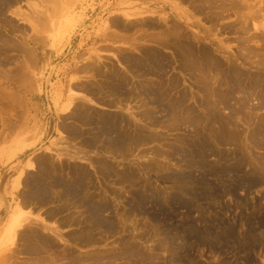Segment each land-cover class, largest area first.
I'll list each match as a JSON object with an SVG mask.
<instances>
[{"label":"rangeland","instance_id":"374dc122","mask_svg":"<svg viewBox=\"0 0 264 264\" xmlns=\"http://www.w3.org/2000/svg\"><path fill=\"white\" fill-rule=\"evenodd\" d=\"M2 1L0 0L1 3ZM248 2L250 7L241 14L231 13L218 21H210L206 13H197L189 3L183 4L182 8L189 6V11L193 9L191 13L195 12V15L189 14V20L177 21L175 15L170 14L169 8L154 4V1L149 3V0H19L13 5L7 3L3 12L0 10V264L50 263H42L36 255L30 251L31 255L27 253V243L20 239L22 233L34 227L53 243V247L44 248L42 245L41 252L46 256L45 260H48L50 254L49 257L54 256L53 258L65 255L67 250L81 259L83 255L95 251L122 253L126 247H135L150 257L151 263L149 261L148 264H264V109L261 87L255 85L260 71L263 76V70L257 68L256 63L263 56L264 0ZM217 3L221 4V1ZM242 15L247 17H244L246 24L243 20L240 21ZM115 17H119L123 26H128L129 29L114 26L112 20ZM167 17L170 23L166 21ZM148 21L155 25L149 27L146 24ZM248 21L251 22L248 24ZM172 24L182 26V33H185L182 38L187 36L194 46L198 45L195 40L199 37L200 45L208 50L210 48L212 55L224 67L230 61L245 72L247 84L250 85L249 94L237 92L231 100L234 106L219 105L218 108L220 110L222 107L220 112L225 117L231 115L230 118L234 120V125L228 128L231 133L235 132L233 138L229 134L224 141L221 142L220 138L218 140L215 136L217 125L215 123L216 126H211L214 125L212 123L200 128L206 133L208 143L204 144L206 140L196 142V132L192 125L185 123L183 127L173 126V119L162 107L149 102L145 95L138 94L131 84V80L135 79L134 81L141 80V83L154 85L161 79L152 73L146 75L147 71L130 68L126 62L118 60L121 50L132 49L137 52L139 45L162 48V51L171 56L170 60L173 59L172 67L168 68L170 71L165 73L164 80L169 83L170 76L178 77L179 74L180 87L188 91V104L195 105L194 97L196 100L201 97L195 80L190 79L191 76L182 72L179 66L175 68L179 63L173 56L174 50L159 45L170 31L171 36L176 37L178 31H172V27L169 30ZM242 24L247 27L249 25L248 33L239 30ZM108 31L117 32L125 38H106ZM155 35L161 37L158 36V39ZM241 35L248 36L249 39V36H254L250 42H244L252 50L243 49L245 46L240 40L244 36ZM169 38L165 41L172 40ZM175 39L177 41V37ZM221 46L226 50H222ZM250 50L253 52L250 53ZM240 51L242 54H249L247 59L251 60L245 62L239 56L242 55ZM29 56L31 59L37 58V62L35 58L30 60ZM95 57L96 64L104 69L103 73L112 74L111 63H114L117 71L130 75V83L126 84L127 88L123 91L130 90V93H137V96L126 95L123 104L119 105L124 107L123 111L127 116L133 117L131 119L135 124L142 128V125L153 121L145 114L148 109L152 111L151 116H159L161 120H165L164 123L151 126L152 133L164 136L162 140L153 139L143 145L139 144L124 154L104 152L109 162L114 164V169L107 172L95 161L101 151L82 147L79 139L73 138V141L61 128L65 120L71 121L70 123L74 121L70 118L74 115L70 110L75 102H82L83 97H89L84 90L73 85L93 80L94 76L102 78L93 70L83 69ZM26 71L27 74L23 73ZM130 85L133 87L130 88ZM175 91L172 90L173 93L177 92ZM93 104L100 112L112 113L115 109L114 106L110 108ZM234 107L237 109L235 114L231 111ZM254 130H262L256 138L251 135ZM182 136L186 137V141ZM64 144L71 148L69 152L72 155L77 154L74 152L77 148L89 150L80 154L79 161H76L85 165L89 173L84 184L88 182L85 192L88 191L86 193L90 196H82L90 197L96 203L109 204V209L103 216L107 220H113L114 232L99 228L89 233L86 225L91 226L90 222L81 223L87 215V207L82 199L68 205V199L64 198L67 202L64 199L60 202L56 197L61 188L53 186L52 174L45 176L38 162L40 158L47 157L50 164L54 161L59 163L65 158L59 154ZM100 169L105 172L101 173ZM35 174L44 175L54 199H58L45 205L33 202L25 205L23 192L27 189L26 180ZM61 175L71 183L75 180L70 179L69 173ZM91 192L93 193L90 194ZM64 203H68L66 207ZM62 204L65 211L63 209L59 213ZM20 212L25 216L17 218ZM49 212H57V215L48 217ZM74 217L76 221L73 222ZM13 218H16V225L10 232L8 228ZM83 233L85 236L93 233L95 243H79L77 237ZM126 260L129 261L125 262ZM126 260L124 256L117 259L116 264H129L132 261L130 258ZM61 261L59 264L67 263L64 259ZM80 262L74 264H83Z\"/></svg>","mask_w":264,"mask_h":264},{"label":"bare ground","instance_id":"6f19581e","mask_svg":"<svg viewBox=\"0 0 264 264\" xmlns=\"http://www.w3.org/2000/svg\"><path fill=\"white\" fill-rule=\"evenodd\" d=\"M17 1H19V0H3L2 3L0 2L1 3L0 10H2V12H3V9L5 8V5L7 3H10L13 5L14 2H17ZM153 1L155 2L154 4H162L165 9L169 8L170 9L169 12H171L170 14L175 15V18L177 21L178 20H184V19L189 20V17H188L189 14L195 15L194 14L195 12L191 13V11L193 12V9L197 10L196 11L197 13H199V12L206 13V17L210 21H215V20L218 21L219 18L225 17L226 15L231 14V13L236 14V15L241 14V12H243L244 9H247L248 4H249V2H248L249 0H217V2L221 1V4L217 3L214 0H179L180 2H175L173 0H149V3L153 2ZM186 3H189L191 5V7L193 6V9L191 11H189V9H188L189 6L187 8H182L183 4H186ZM218 9H220V10H218ZM51 11H53V10H51ZM215 11L217 12V14L215 13ZM164 14H166V13L164 12ZM245 15H242V17L239 16L241 18V19L240 18L239 19H240V21L243 20L246 24L247 20L245 18H247V17ZM190 16H192V15H190ZM255 16H257V13ZM118 18L119 17H115L112 20L113 21L112 24L114 26H117L118 28L124 27L126 29H129L128 26L127 27H125V25L123 26L120 19H118ZM168 19L169 18L167 17V20H166L167 22H168ZM249 22H251V21H248V24H249ZM168 23H170V22H168ZM211 23H213V22H211ZM146 24L149 27L155 25L154 22H151V21L150 22L148 21ZM178 24H180V23H178ZM113 25H112V27H113ZM213 25H214V23H213ZM242 26H243V24H242ZM242 26H240L241 29H239V28L238 29L241 31H245V32H247L249 30V28H248L249 25H248V27L246 25H244L243 27ZM171 27L174 30H172ZM229 27L231 28V26H226V28H229ZM159 29H161V28H159ZM170 29L172 31H178L176 33L177 41H175L176 40L175 35L171 36L172 33L170 31V33H168V34L166 33V35H168V36H166L164 33L166 38H164V40L162 41L163 43H159V42L158 43H159V45L161 44V46L163 48L167 47V48L174 50L173 56L175 55L174 58L176 59V62L179 63V65H177V67L175 66V68H178V66H179V68L182 72L188 73L189 76H191L190 79L193 78L195 80L194 83H196L197 88H198L197 92L200 93L199 96H201V97H199L197 95L196 96L199 97L200 100L198 98H197L198 100H196L194 97V102L196 101L195 102L196 104L193 106L191 104H188V102H187L188 98H189L188 93H187L188 91L187 90L184 91V88L180 87L181 76L179 78V74H178V77L177 76H170L171 78H170L169 83L164 80L165 73L168 71V68L172 67L171 61L173 59L170 60L171 56H168L167 53L162 51L161 50L162 48L160 49L158 47L157 48L156 47H149L150 45L148 47L144 46V45H142V46L139 45L137 47V52H135L136 50H132V49H128L131 51H124V50L122 51L121 50V52H119L120 54H118L117 57L120 56L118 60L120 62L123 61L122 63L126 62V64L130 65V68L135 67L138 69V71H140V70H142V71L144 70L145 72L147 71L146 75H148V73L155 74L161 80H160V82L154 83V85L153 84L148 85L146 82L141 83V80L139 82V81H134L135 80L134 79V80H131V84H133V86L135 87L134 89H137L138 94L145 95V97L149 100V102L151 101L153 104L157 103L158 106L162 107V110L165 111L167 113V115L173 119V121H174V123L172 121L173 126L176 125L178 127H183V125H185V123H189L190 126L192 125V127L195 130V131L194 130L193 131L196 132L194 135L196 142L200 143V142H202V141L204 142V140H206L204 142V144L208 143L209 140H208V138H206V133L201 130L202 129L201 126L202 125L209 126L212 123H214V125H211V126L217 125L216 130H215V134H216L215 136L218 138V140L220 138L221 142L224 141L225 140L224 138H226L227 135L229 136V134H231L230 137L233 138L234 135H236V134H234L235 132L231 133V131H229L228 128H229V126L234 125V122H233L234 120L232 118H230V116H231L230 114H229L230 115L229 117L228 116L225 117L226 115H224L222 112H220L222 110V107L220 110H218V108H219V105L220 106L222 105L225 107H230V105H233V104H231L232 103L231 100L234 99L233 97L236 96L235 94L237 92H240V93L242 92L244 95L249 94L250 85L247 84L245 72L243 70H241L238 66H236L237 64L234 65L235 63L232 64V62L230 63V61L227 65V67H224L223 63L221 61H219V59H216L212 55L213 53L210 50V48L208 50L207 47H205L204 45L203 46L200 45V41L198 40L199 37H197V40H195V42L197 41V43H198V45H196V46L191 44V41L187 36H184L182 38L183 34H185V33H182L183 32L182 26H179L177 24L176 25L172 24V26H170L169 30ZM165 30H166L165 32H167V29H165ZM214 30H215V28H214ZM158 32L160 33L161 31H158ZM131 34H132V32H131ZM162 34H160V35H162ZM169 34H170L171 38H169L170 37ZM173 34H174V32H173ZM160 35H158V36H160ZM244 35H241V36H244ZM105 36H106V38H109V39H112V38L118 39L122 35L119 36V34L117 32L108 31V32H106ZM158 36H156V38L159 39ZM173 36L175 37L174 38L175 40L172 39ZM247 37L248 36H246V37L244 36L243 38L241 37L243 40H240V38H239V40L241 42L243 41L242 45H244V42L246 44V41L250 42V40H252L251 37H254V36H249L250 39ZM255 37H257V36H255ZM262 37H263V35H262ZM122 38L124 39L125 37L122 36ZM167 38L172 39V40H169V41L166 40L165 41V39H167ZM195 38L196 37H194V39ZM0 46H2V45H0ZM244 46H245V47H243L244 50L251 48V46L248 48L246 47V45H244ZM221 47L223 48V46H221ZM221 47H219V49H221ZM240 47H241L240 49H242V46H240ZM224 48L222 50H226ZM245 48H247V49H245ZM251 50H252V48H251ZM251 50L249 51L250 53L253 52ZM241 52L242 51H240V54L243 53V52L242 53ZM246 52H248V51H246ZM262 55H263L262 59H260V61L257 60L258 62L257 63L255 62V63H256V66L258 65L257 68H259L260 70H263V74H262L263 76L260 75L262 72V71H260V74H258V76L255 79V85L261 87V92H262L261 96L263 99V109H264V44H263ZM239 56H241L242 59L245 60V62L251 60V59H247V58H249V54L248 55L242 54ZM259 56L261 57V55H259ZM29 59L33 61V59H31L30 56H29ZM29 59H28V61L31 62ZM35 59L34 60L37 62V58H35ZM109 60L112 61V59H109ZM96 61L97 60L95 57V59H93L92 63L91 64L89 63V65L85 66L83 69L84 70H86V69L93 70L94 73L97 72L99 75H101L102 78H99L100 76L99 77L94 76V78H95V79H93L94 81L89 79L88 82L86 81L83 83L81 82L79 84L77 83L76 85L75 84L73 85L77 88L84 90L87 93V95H89V97H83V98L81 97L82 102L81 101L80 102L77 101L78 103L75 102L73 108H71V110H70V113L74 114L73 117L71 116L70 118H73L74 121L72 123H70L71 121L67 122L68 120H65L66 122L61 124V128L63 131L67 132L69 138H71L72 140H73V138L79 139V145H81L82 147L88 148V149L95 148V151H98V152L101 151L102 153L97 154V158L96 159L94 158V159L96 162H98L100 165H102L99 167L106 169V172H107V170L110 171L111 169H114L113 168L114 164L112 165V163L109 162V160L105 157L104 152H111L114 154H117V153L124 154L125 151L131 150V148H134V147L138 146L139 144L143 145L144 143H148L153 139L159 140V139L163 138L164 136L159 134V133H157V134H155L154 132L152 133L151 132V129H152L151 126H152V124L155 126V125L160 124L162 122L164 123L165 120L164 121L161 120L159 118V116H158V118L156 116L155 117L151 116V115H153L152 111L148 109V110H146L145 114L151 118L150 120L153 119V121H150L149 123L145 124V126L141 124L142 128L139 127L137 124H135L133 122L134 120L131 119L132 116L131 117L127 116V114L124 113V111H123L124 107L120 106L121 104H123L122 102H123V99H125L124 97L126 95L130 94L131 96H133V95L137 94V93L136 94L130 93L129 92L130 90H128V92L123 91L125 88H127V87H125L126 84H128V82L130 83V81H129L130 75L128 76V73L126 72L127 76H128L127 77V76H125L126 75L125 72H124L125 73V75H124L121 71L120 72L117 71L118 69L115 68L116 65L114 63L113 64L111 63V65H112V67L110 66L111 71L108 69L110 72H112V74L108 75V73H105V72L103 73L102 71H104V69L102 70L101 69L102 66L99 67V65L96 64ZM174 63H175V61H174ZM105 64H107V62ZM243 64H244V61H243ZM20 67H23V66H20ZM126 67H128V66L126 65ZM23 71H25V70H23ZM123 71H125V70H123ZM130 71H131V69H130ZM138 71L136 70L135 72H138ZM106 72H107V70H106ZM131 72H133V71H131ZM145 72H143V73L145 74ZM23 73L27 74L28 72L26 71ZM132 75H133V73H132ZM137 77H138V75H137ZM131 86L132 85H130V88H131ZM140 86H141V88H140ZM194 87H196V86H194ZM176 88H179V89H176ZM172 90L173 91L176 90L177 92L175 91L176 93H173ZM134 91H136V90H134ZM127 98L129 99V97H127ZM73 99H75V97ZM138 101L139 100H136V102H138ZM93 103H96L98 105L110 106V108L112 106H114L115 109L113 110L112 113L105 112V111L100 112V110L97 107H95ZM243 105H244L243 108H245L246 107L245 103ZM243 105H241V106H243ZM231 109H232L231 111L235 114L237 111L236 107L231 108ZM124 110H126V109H124ZM200 111L202 113H200ZM188 115H189V118H187ZM232 117H233V115H232ZM233 118H235V117H233ZM262 121H263V131L262 130H254L251 133V135H253V138H256L257 135L261 133V131L263 132V150H264V115H263ZM215 123H216V125H215ZM143 126L145 127V129ZM177 129H180V128H177ZM211 130H212V127H211ZM210 132H214V131H210ZM191 135H192V133H191ZM240 135H237V136H240ZM68 136H67V138H68ZM182 137H181V139H182ZM184 138H186V137H183V140L186 141ZM217 138H216V140H217ZM129 142H130V145H128ZM128 146H130L129 149H128ZM84 148H82V149L77 148L78 150H74V152H76L77 154L72 155V153L69 152L71 150V148L69 146H65V144H64L63 146H61V149L59 151V154L61 156H65L64 159L60 160L59 163L54 161V162H52V164H50L47 160V157L42 158V159L40 158L38 165H40V167H42V170L44 171L45 176L52 174V178H53L52 183L54 184L53 186H57L58 188L59 187L61 188V190L58 191L57 195H56V197L59 198L60 202L64 198H66L70 201V202H68L69 204L64 203L65 207H66V204L70 205V204H72V202L81 201V199H82L83 204L87 207V209H86L87 215H86V219L81 221V223H87V221H89L91 224V226H88V227L86 225L87 229L90 227L89 230H87L85 228L86 231H90L89 233H91L95 229L103 228L107 232H114L115 231V224L112 222L113 220L112 219H111L112 221L107 220L103 216V213L105 211H107V209H109V204L107 202L96 203V202H93L92 200H90V197L86 198V197L82 196V195H87L89 193L88 191H86L88 193L85 192V189H86V186L88 185L87 184L88 182L86 184H84V180H86L85 178H88L89 173H88V169L85 167V165L78 164V162H76V161H79L78 159H80V154L86 153L87 150L85 151ZM205 148H206V146H205ZM78 154H79V156H78ZM72 159L73 160L76 159V160H74L75 162H72L73 161ZM263 169H264V152H263ZM101 170L102 169H100V172H101ZM102 172H105V170H103ZM63 173H69V175L71 174L70 179L71 180L75 179L74 182L71 183L70 181H68V179L66 177L61 175ZM37 174H35V176H33V177L27 178V180H26L27 189H26V191L23 192V194H24L23 199L25 201L24 203L26 206H27V204H30L32 202L35 203L36 205H45L49 202H52V200L58 199L56 197H55L56 199H54V196L51 193V190H49L51 188L48 187V184L46 183V180L44 179V175L43 174L37 175ZM75 174H78V175H75ZM105 174L107 175V173H105ZM127 175H129V174H127ZM48 182H49V180H48ZM263 182H264V176H263ZM50 186H52V185H50ZM53 192H54V190H53ZM92 193L93 192H91L90 194H92ZM103 193H105V192H103ZM87 196H90V195L88 194ZM66 199H64V200L66 201ZM74 203H76V202H74ZM62 205H61L60 209L58 210L59 213L61 210H63L65 208L64 205L63 206ZM58 208L59 207H57V209ZM110 208H111V206H110ZM55 211H57V210H55ZM64 211H65V209H64ZM64 211H62V212H64ZM54 215H57V212H53V213L49 212L48 213V217H53ZM22 216H25V215L22 212H20L19 215H17V218H19V217L21 218ZM66 220H67V218H66ZM74 221H76L75 217L73 219V222ZM65 222H68V221H65ZM15 225H16V218H13L12 224L9 226L8 231L12 232L14 230L13 228L15 227ZM83 227H85V226H83ZM84 234L85 233H83L77 237V240L79 241V243H82V244L85 243L87 245H89L91 243H95L96 238H95V236L92 235L93 233L91 235L86 234L87 236H85ZM76 236H75V238H76ZM20 239H23L24 242L27 243V246H28L27 253H29V251H30L33 255H36L37 259L39 258L38 260H41L42 263H43V261H45V262L49 261L50 262L49 264H59V262L64 259L67 261L68 264H72V263L74 264L77 261H81V262H83V264H116V260L124 258V256H125V260L128 258L132 259V261H130L131 263H129V264H139V263L148 264V262L150 261L149 256L141 253L142 250H140V252H139V250H137V248H135V247L133 249L132 248L128 249L126 247L128 250H126V248H125L124 249L125 251H123L122 253L119 251H117L119 253H117L115 251L104 252V253L99 252V251H97V252L95 251V253H91V254L87 253L88 255H83V257L81 259H80V257L78 258L77 256H74L72 251H69V250L66 251L65 250L66 251L65 255H62V256L58 255V257L56 255V257L53 258L54 256L49 257V256H51V254H50L47 257L48 260H45L46 256H44L43 253L41 252V251H43L42 245H44V248H45V246L53 247L52 246L53 243L50 242L51 241L50 239H48L47 237L42 235V233L39 231V229L37 230L35 227L30 228L29 230H27L21 234ZM25 246H26V244H25ZM47 251H46V253H47ZM2 261H5V259H2ZM7 261H9V260H7ZM128 261L126 260L125 262H128ZM38 263H40V261ZM150 263H151V261H150Z\"/></svg>","mask_w":264,"mask_h":264}]
</instances>
